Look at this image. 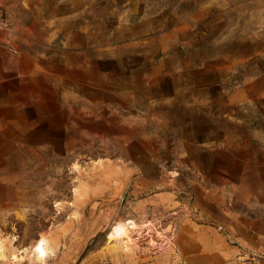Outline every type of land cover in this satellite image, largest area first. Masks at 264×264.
<instances>
[{
    "label": "crops",
    "instance_id": "obj_1",
    "mask_svg": "<svg viewBox=\"0 0 264 264\" xmlns=\"http://www.w3.org/2000/svg\"><path fill=\"white\" fill-rule=\"evenodd\" d=\"M119 2L69 10L85 15L76 24L87 27L81 29L87 38L83 48L66 41L65 48L41 55L39 38L30 44L18 38L15 54L4 55L0 40V170L10 140L82 141L78 136L97 129L103 140L119 132L114 140L135 142L126 146L134 155L137 128L95 124L83 108L93 104L104 114L107 108H138L146 111L147 137L157 131L165 141L171 125L178 158L185 146L210 175L221 170L235 175L245 200L264 197V1L231 0L229 9L212 0ZM47 12L57 13L49 7ZM42 93L49 96L41 102ZM14 94L17 100L10 104ZM46 117L48 124L38 120ZM9 128L13 135L19 130L17 137L10 138ZM204 144L210 147L202 149ZM124 260L168 263L165 255L145 263Z\"/></svg>",
    "mask_w": 264,
    "mask_h": 264
},
{
    "label": "rangeland",
    "instance_id": "obj_2",
    "mask_svg": "<svg viewBox=\"0 0 264 264\" xmlns=\"http://www.w3.org/2000/svg\"><path fill=\"white\" fill-rule=\"evenodd\" d=\"M230 1L212 0L227 4L226 9ZM119 4V0H0L4 55L15 54L18 38L25 44L39 38L41 55L65 48L66 41H77V48H83L87 38L81 29L86 24L80 21L85 15L69 10ZM48 7L57 13H48ZM48 96L42 93L38 99L42 102ZM17 97L10 95V104ZM83 111L95 124L137 128L136 154L126 150L135 143L132 140H114L122 136L119 132L103 140L98 129L92 136H78L82 141L67 142L64 135L58 142L10 140L5 170H0V264H119L120 259L124 264L131 257L145 263L161 255L167 256V264H264V197L245 200L235 175L223 170L210 175L190 158L185 146L178 158L171 125L165 141L157 131L147 137L145 110L107 108L104 114L91 104ZM38 120L49 123L47 117ZM11 131L10 138L17 137L19 130L15 135ZM208 147L204 144L202 149ZM42 233L54 246L43 262L34 253ZM17 246L24 248V255L13 259L10 255Z\"/></svg>",
    "mask_w": 264,
    "mask_h": 264
},
{
    "label": "bare ground",
    "instance_id": "obj_3",
    "mask_svg": "<svg viewBox=\"0 0 264 264\" xmlns=\"http://www.w3.org/2000/svg\"><path fill=\"white\" fill-rule=\"evenodd\" d=\"M103 161V160H102ZM93 182V181H92ZM98 183V182H97ZM88 185V184H87ZM87 185H86V187H87ZM122 186V185H121ZM123 186H125V184L123 185ZM85 188V187H84ZM86 190H89V189H86ZM83 191H85V190H83ZM75 192V194L76 193H78V192H76V191H74ZM82 192V191H81ZM80 192V193H81ZM86 192V191H85ZM84 192V193H85ZM88 192V191H87ZM83 193V192H82ZM81 193V194H82ZM84 193L82 194V195H84ZM77 195V194H76ZM79 196V195H78ZM74 197V196H73ZM76 198H78L77 196H76ZM75 198V199H76ZM79 198H80V196H79ZM78 198V199H79ZM82 198H83V196H82ZM77 199V200H78ZM75 201V200H74ZM81 202V201H80ZM61 204V203H60ZM59 208V207H58ZM81 220V219H80ZM2 225V224H1ZM31 231V230H30ZM1 232V231H0ZM42 232V231H41ZM40 232V233H41ZM32 234V233H31ZM43 235L41 236V238H39V240L37 241V243L35 244V246H34V253H35V255H36V258L38 259V260H41L42 262L45 260V258L48 256V254H49V251L50 250H52V247L54 248V246H51V243H50V239H49V237H47L46 235H44V233H42ZM36 235H41V234H36ZM11 237V236H10ZM36 237V236H35ZM14 238V237H13ZM38 239V238H37ZM3 239H0V258L3 256V241H2ZM13 240V239H12ZM15 240V239H14ZM25 243H21V246H23ZM20 245V244H19ZM12 246V245H11ZM25 246V245H24ZM13 247H15V246H13ZM20 248V247H19ZM22 249H24V248H22ZM22 249L20 250V249H18V246H17V248H14V250H13V252H12V254L10 255V257L12 256V258L13 259H16V258H18V259H20L19 257H23V255H24V251H22ZM17 259V260H18Z\"/></svg>",
    "mask_w": 264,
    "mask_h": 264
}]
</instances>
